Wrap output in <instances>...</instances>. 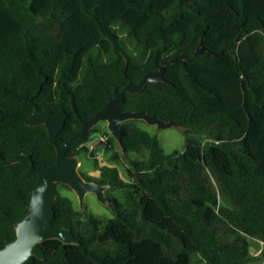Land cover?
Wrapping results in <instances>:
<instances>
[{"label": "trees", "instance_id": "trees-1", "mask_svg": "<svg viewBox=\"0 0 264 264\" xmlns=\"http://www.w3.org/2000/svg\"><path fill=\"white\" fill-rule=\"evenodd\" d=\"M200 42L206 50L191 55ZM180 54L169 81L126 91L122 108L185 126L184 147L167 152L140 119L126 120L129 155L145 152L130 178L108 164L99 177L82 172L124 188L123 202L107 192L117 214L101 219L58 190L54 224L80 243L47 239L46 258L31 264H264L249 239L264 241V0H0V164L20 152L36 166L56 161L46 126L26 123L36 106L68 111L62 145L115 89ZM96 129L67 153L97 160ZM114 144L110 133L105 148ZM32 161L0 167L1 244L29 209Z\"/></svg>", "mask_w": 264, "mask_h": 264}, {"label": "water", "instance_id": "water-1", "mask_svg": "<svg viewBox=\"0 0 264 264\" xmlns=\"http://www.w3.org/2000/svg\"><path fill=\"white\" fill-rule=\"evenodd\" d=\"M206 47L202 42L198 44L191 55L202 53ZM187 54L177 55L164 61L157 70L147 72L138 82L129 81L122 89H115L114 96L105 106L83 121L82 129L68 138L62 139L63 144L58 145L59 133L63 129L68 117V111L62 109L54 112L51 109L35 107L26 119L29 125L44 124L48 130L51 143L56 145V161L48 166H36L32 155L20 152L9 157H3L0 167L18 161L31 160V168L38 173L33 186L29 209L27 213L16 221V237L8 238L4 244L0 243V264H31L36 256L46 258L42 242L50 238H58L65 243H80V239L67 226L54 224L55 200L58 196L57 184L63 183L71 187L76 193L81 210L85 207V197L88 192H93L106 205L112 206L113 199L107 194V189L112 186L110 182L101 183L95 179H87L80 170L82 160L79 154L69 155L67 149L78 138L86 137L89 131L101 120L108 122L109 132L117 140L123 155L131 161L128 148L123 142L122 125L129 119L145 120L149 124L158 125L159 129L177 126L184 132L186 127L173 121L164 119L145 110H128L122 108L125 92H141L148 82L169 81L165 75L166 65L178 61H186ZM128 61V60H127ZM73 108L76 110L74 98ZM139 177V173L137 172Z\"/></svg>", "mask_w": 264, "mask_h": 264}, {"label": "rangeland", "instance_id": "rangeland-1", "mask_svg": "<svg viewBox=\"0 0 264 264\" xmlns=\"http://www.w3.org/2000/svg\"><path fill=\"white\" fill-rule=\"evenodd\" d=\"M130 50L139 59H141V55L136 53L133 49H130ZM139 124L143 128L149 130L150 132L156 133L159 137L162 147L167 152H170L174 149H182L185 145V132L180 127L172 126V127H165V128L159 129L158 125L149 124L145 120L139 121ZM96 127L97 129L92 131L91 133V137L88 141L89 143L97 142L104 132H107V131L109 132L108 122L106 120H101L100 122H98ZM118 146L114 144L113 149L118 150L120 148V146L119 148ZM97 149L99 151L97 153L98 155L97 160L91 158L89 156V153L87 154L84 152L80 155V159L82 160V163L80 165V170L82 172L88 175H91L93 177H99L101 176V170L99 168V165L108 164L111 166H117L120 169L122 178L124 179L130 178L129 172H128V168L130 167V161L123 155V153H122V159L118 161L114 158H110V155L113 149L107 150L104 144H100L99 147H97ZM144 155H145V152H142V153L132 152L130 153L129 157L130 158L132 157L140 158V157H143ZM57 189L60 190L61 193L71 196L74 199L75 204L80 207L78 197L71 187L69 188L66 186L59 185ZM108 190H110V192L113 193L119 199L120 202L124 201V188L110 186L107 189V192ZM85 207H87L88 211L95 213L101 219H107L117 214L115 209H113L111 206L104 204L97 197V195L93 192H88L86 194ZM85 207H84V210H85ZM249 239L251 243L252 253L260 254L261 250L264 249V241L255 239L252 237H250Z\"/></svg>", "mask_w": 264, "mask_h": 264}, {"label": "built area", "instance_id": "built-area-1", "mask_svg": "<svg viewBox=\"0 0 264 264\" xmlns=\"http://www.w3.org/2000/svg\"><path fill=\"white\" fill-rule=\"evenodd\" d=\"M109 137H110V133L104 132L97 142L94 143L88 142L90 152L94 151V153L97 155V153L99 152L97 147H99L100 144H104L106 146L109 141Z\"/></svg>", "mask_w": 264, "mask_h": 264}]
</instances>
